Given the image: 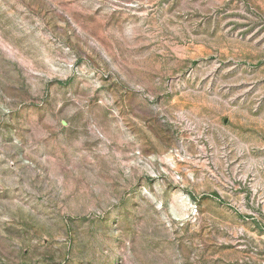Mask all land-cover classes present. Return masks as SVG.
Listing matches in <instances>:
<instances>
[{
  "label": "rangeland",
  "instance_id": "374dc122",
  "mask_svg": "<svg viewBox=\"0 0 264 264\" xmlns=\"http://www.w3.org/2000/svg\"><path fill=\"white\" fill-rule=\"evenodd\" d=\"M0 264H264V0H0Z\"/></svg>",
  "mask_w": 264,
  "mask_h": 264
}]
</instances>
